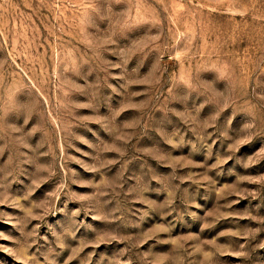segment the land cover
I'll return each mask as SVG.
<instances>
[{
    "label": "rangeland",
    "instance_id": "rangeland-1",
    "mask_svg": "<svg viewBox=\"0 0 264 264\" xmlns=\"http://www.w3.org/2000/svg\"><path fill=\"white\" fill-rule=\"evenodd\" d=\"M0 264H264V0H0Z\"/></svg>",
    "mask_w": 264,
    "mask_h": 264
}]
</instances>
